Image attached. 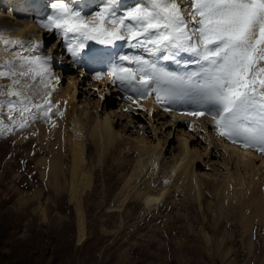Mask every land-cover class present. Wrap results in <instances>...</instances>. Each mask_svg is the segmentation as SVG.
<instances>
[{"label": "rangeland", "instance_id": "374dc122", "mask_svg": "<svg viewBox=\"0 0 264 264\" xmlns=\"http://www.w3.org/2000/svg\"><path fill=\"white\" fill-rule=\"evenodd\" d=\"M125 1L119 0V3L131 6L138 2ZM44 2L37 7L38 11L41 10V14L37 15L43 16H39L40 19H46L51 12V0ZM102 2L95 0L84 14L90 15ZM178 2L186 3V0ZM21 3V0H9L1 4L0 22L5 15L11 21L15 20L14 17L19 20L22 11L17 10L22 9ZM76 4L77 1L73 7L76 8ZM49 35L45 49L55 53V60L58 52L65 54V50L59 47L63 37L53 33ZM53 43L58 46L54 48ZM125 43L121 45L122 51H139L125 47ZM64 59L59 85L65 86L69 77L73 76L77 104L100 116L110 112L119 139L108 147L103 157H99L94 149V142L87 140L92 149L89 161L94 164V179L83 192L85 235L78 241L76 210L68 198L67 182L65 184L63 180L64 169L58 172L57 180H54L53 165L48 167V164L39 162L43 156L44 159L50 158L51 149L45 148L44 144L43 148L33 134L19 133L18 126L9 131L12 126L4 117V125L0 126V264H264V220L259 221L258 217L251 215L252 209L245 206L244 199L232 197L222 201L214 188L216 181L223 176L218 147L213 146L216 138L210 137L212 155L204 153L194 163L193 170L200 179L198 188L193 189L197 195L185 193L184 187H174L169 179L171 177L165 173L173 164L172 153L175 152L176 156L180 150L177 132L181 133V130H177L170 121L161 124V119L156 116H153L155 132L145 115L139 121L137 118L131 120L132 117L129 120L127 115L133 113H127L116 102L124 99V92L118 86L112 91L109 87L107 92L102 87V80L92 78V71H99L100 67H78L69 53ZM56 68H52L55 76ZM81 71L85 75H81ZM105 85H110V82L106 81ZM38 87L42 92V85ZM100 91L103 99L100 98L96 106L95 99ZM27 94L33 93L29 91ZM106 100L108 104L105 105ZM39 102L42 103L40 96L37 98ZM111 105L116 114H113ZM134 115H138V111ZM60 116L54 107L51 120L44 117L42 112L37 118L48 128L53 122L57 127L55 120H62ZM32 121L29 118L25 127H30L29 123H34ZM140 123L142 126L139 128ZM138 129L141 130L139 134ZM182 129L184 132H195L192 127L184 125ZM157 134L162 139L160 143L163 147L159 172L143 175L138 183L141 187L145 186V182L158 187L168 181L163 199L147 206L141 199L131 198L122 208L109 207L126 174L136 163V151L120 152L119 145L122 141L133 140L145 146L150 140L155 143ZM200 134L201 131L188 136V142L191 141L189 145L203 152L208 136ZM50 136L49 146L55 142L54 134L50 133ZM61 158L69 177V158L66 155ZM256 162L260 160L256 159ZM54 181L58 182L59 188L57 184V188L54 186Z\"/></svg>", "mask_w": 264, "mask_h": 264}, {"label": "snow or ice", "instance_id": "6c2138e0", "mask_svg": "<svg viewBox=\"0 0 264 264\" xmlns=\"http://www.w3.org/2000/svg\"><path fill=\"white\" fill-rule=\"evenodd\" d=\"M74 3L51 0V12L37 23L63 37L59 47L75 65L99 66L92 78L118 86L137 108L149 97L185 106V115L209 118L217 135L264 154V0H103L90 15ZM9 31L0 28V51L8 54L0 61V126L6 116L12 131L40 112L51 120L54 107L63 113L49 91L54 79L59 83L55 53L36 54L38 43L5 36ZM117 41L139 51H120Z\"/></svg>", "mask_w": 264, "mask_h": 264}, {"label": "bare ground", "instance_id": "6f19581e", "mask_svg": "<svg viewBox=\"0 0 264 264\" xmlns=\"http://www.w3.org/2000/svg\"><path fill=\"white\" fill-rule=\"evenodd\" d=\"M3 1L7 2L9 0H0V5L4 3ZM21 1L22 9H16L17 11H22L19 20L17 17H14L15 20L11 21V19L5 15L3 21L0 22V28L11 30L6 32L5 36H11L20 40H32L36 43L39 42L38 44L40 45V41L42 38H44V35H42V27H40L37 21L41 19L39 17L35 19L34 16L41 14V10L38 11L37 7L43 4L42 1L44 0ZM46 1L47 0H45V2ZM75 1H77L76 8L84 13V11L87 12L86 9L89 5H92L95 0ZM129 1L131 0H126L125 3ZM24 7L27 9H24ZM40 35L41 38H39ZM48 37L49 35H46V39L43 40L42 47L40 45V50L36 54L43 53L52 55L51 50L45 49L47 46L46 41ZM123 43L124 41L116 42V47L120 51H122L121 45ZM90 44H92L95 48L103 47L101 45H96L95 42L92 41H90ZM53 45L54 43L52 46ZM2 48L3 45L0 44V49ZM25 48H27V45H25ZM16 50V46H13L12 51ZM19 51L21 54H27L24 53L23 50ZM67 54L68 52H66V50L65 54L63 55L58 52V58L54 60L53 67H57V74L55 77L59 78V83L61 82L60 75L64 69V58ZM7 55V53L0 51V61H2ZM68 75L71 74L69 73ZM69 78L70 79L65 86H60L59 83H56V80L54 79L52 83L55 84V88H51L49 90L52 92V101H54V103L59 101L58 107L63 113L60 116L62 120H55L58 126L53 127V125H49L48 128H45L43 125L44 123L41 120H38L39 118H37V115L41 114L40 112L37 113L36 118L33 119L32 122L34 123H29L30 127H25L23 130L18 129V132L21 134L25 133V135L33 134L35 137H37L40 145L43 148L45 145V148L47 147L48 150L51 149L50 151H52V153L50 158L47 157L48 159H44L45 157L43 156V158L39 159V162L43 165L48 164V167L49 165H53L54 171L52 175L55 176L53 177L54 180L56 179L58 172L61 169H64L63 180L65 184L67 182V190L69 194L68 198L73 202L74 208L76 210V237L78 241H81L85 235L82 196L83 192L92 185L94 179V164L89 161L91 157L89 153L92 152V149L90 143L88 144V141L92 143L94 142L93 147L97 150L99 157H101V155L103 153L105 154V152L108 150L109 146L117 143L119 134L113 128V115H111L110 112H105L104 116H100L98 114L89 112V109L85 106H79L77 104L76 81L73 76ZM105 80L106 79H102L101 81L103 82L102 87L105 91L109 92V87L111 88V91L113 89H117L116 86H112L111 84L105 85L106 81H108ZM38 86L36 91L39 92ZM102 95L103 93L100 91L99 95L95 99L96 106L98 105ZM37 98L38 96L35 97V103H37ZM116 102L120 108H124L123 110L127 109V111L125 110L127 113H133L131 115H127L129 120L132 117L131 120H133V118H137V121H139L142 119V116L144 117L145 115L146 120H148L147 123L152 128L155 127L153 120L158 118L161 119V124L170 121L172 124H174V126H176L177 130H181V133L177 132V141L180 146V150L176 156L175 152L172 153L173 164L166 169L165 173L167 176L171 177L169 179H171L172 185L174 187H179L182 185L185 189V193L194 194L195 192L193 189L198 188L200 179L199 175H197V172L193 170L194 163L195 161H199L204 153L207 155L210 153V155H212V150L210 149L212 142L210 141V137H213L214 139L216 138V143L213 144V146L218 147L220 159L219 162L221 165L220 168L222 169L221 171L223 174V176L218 181H216L214 186V188L217 190L219 198L222 201L226 198L232 197L244 199L243 203L246 204L245 206L252 209L251 215L258 217L259 221L264 220V154L256 152L252 149L240 147L237 144H230L227 139L217 135L215 131L212 130V123L209 118L185 115V112L189 110L185 106H169L157 103L154 97H149L146 100L139 101V103L143 106L142 108H137L135 105H131L130 101L124 99H118ZM104 104H108V101L106 100ZM112 106L113 105L110 106L111 109L114 108ZM165 107H169L171 110L165 111ZM112 111L113 114H116L114 109ZM135 111H138V115L136 116L134 115ZM148 111H150L152 114L149 115ZM102 112H104V110ZM153 116L156 117L153 118ZM183 125L187 127L191 125L192 130L195 132L190 133L189 131H185V133L182 129ZM141 126L142 123H140L138 127L140 128ZM152 131L155 132V128ZM200 131L201 134L208 136V139L206 140V147L203 148V152L201 149H197L195 146L189 145L191 141L188 142V136L200 133ZM140 132L141 130L138 129L137 133L139 134ZM50 133L54 134L55 139L53 141L55 142L49 146L47 144H49L48 141L51 138ZM167 133H170L169 130H167ZM160 142H162V139H160L157 134V141L154 143L150 140L145 146H142L138 143V141L136 142L133 140H125L122 141L120 145L117 144L119 145L118 148L120 149V152L124 150H131L134 152L136 151L137 156L134 161L136 163L134 166H132V169L129 171V173L126 174V178L122 186L119 188L118 193L110 201V204L108 205L109 207L112 206L116 208H122L124 203L131 198H139L147 206H151L153 203H157L163 199L162 197L167 192L166 189L168 187H166L165 183H161L158 187H153L148 182H145V186L141 187L138 183L139 180L143 178V175H155L159 172L160 161L163 155V147H161L162 144ZM65 155L69 158V177L66 176L67 171L64 168L65 165H63V158H61ZM256 159H259L260 162L257 163ZM53 184L56 188L57 186L59 188L58 182L54 181ZM55 184H57V186ZM194 195L197 194L195 193Z\"/></svg>", "mask_w": 264, "mask_h": 264}]
</instances>
